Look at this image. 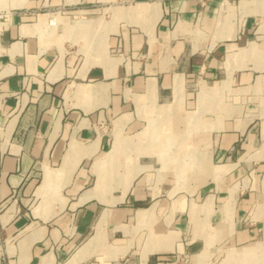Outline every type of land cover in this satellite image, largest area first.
<instances>
[{
  "label": "crops",
  "instance_id": "1",
  "mask_svg": "<svg viewBox=\"0 0 264 264\" xmlns=\"http://www.w3.org/2000/svg\"><path fill=\"white\" fill-rule=\"evenodd\" d=\"M0 264H264V0H0Z\"/></svg>",
  "mask_w": 264,
  "mask_h": 264
},
{
  "label": "rangeland",
  "instance_id": "2",
  "mask_svg": "<svg viewBox=\"0 0 264 264\" xmlns=\"http://www.w3.org/2000/svg\"><path fill=\"white\" fill-rule=\"evenodd\" d=\"M178 257H179V261H180V262H184V263H185V259H186V258H185L184 255L179 254ZM186 262H187V259H186Z\"/></svg>",
  "mask_w": 264,
  "mask_h": 264
},
{
  "label": "built area",
  "instance_id": "3",
  "mask_svg": "<svg viewBox=\"0 0 264 264\" xmlns=\"http://www.w3.org/2000/svg\"><path fill=\"white\" fill-rule=\"evenodd\" d=\"M186 258V257H185ZM178 259H179V257H178ZM187 259V258H186ZM186 259H185V261H186Z\"/></svg>",
  "mask_w": 264,
  "mask_h": 264
},
{
  "label": "bare ground",
  "instance_id": "4",
  "mask_svg": "<svg viewBox=\"0 0 264 264\" xmlns=\"http://www.w3.org/2000/svg\"><path fill=\"white\" fill-rule=\"evenodd\" d=\"M100 233V232H99Z\"/></svg>",
  "mask_w": 264,
  "mask_h": 264
}]
</instances>
